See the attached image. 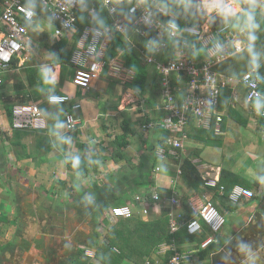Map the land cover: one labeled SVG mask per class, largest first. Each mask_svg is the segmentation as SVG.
<instances>
[{"label":"crops","instance_id":"1","mask_svg":"<svg viewBox=\"0 0 264 264\" xmlns=\"http://www.w3.org/2000/svg\"><path fill=\"white\" fill-rule=\"evenodd\" d=\"M93 1H85L78 11L89 15V8L96 6ZM141 1L144 4V0ZM148 1L150 4L154 0ZM260 1L264 5V0H257V3L260 4ZM198 2L202 3L204 0H193V3ZM229 2L235 5L236 0ZM30 7L36 12L33 22L27 27L25 48L13 59L9 70L1 71V74L7 76L4 78L2 75L3 82L0 85L5 87L0 88V103L4 102L2 98L7 97L4 92L12 91L4 103L13 102L14 106L29 102L36 104L45 119V127L21 129L12 125V122L8 125L9 119L6 116L0 117V180L9 194L7 198L3 194V186L0 185V205L14 202L9 215L19 208L21 217L16 218L21 221L27 220L31 214L33 217L34 214L41 217L47 203L54 207L50 210L54 217L60 218L59 214L67 210L62 209L65 205L76 213L79 210H76L75 205L83 204L80 200L84 198L93 200L98 185L110 191L107 198L109 207L127 204L133 208V214L145 219L149 215H158L163 204L149 200L140 203L135 201L134 197L139 195L143 199L150 198L156 188H171L177 199V203L172 206L173 210L188 196L192 209L209 200L226 219L224 226L215 234L212 245H200L198 248L195 242L180 244L177 248L181 250V264H264V120L258 115L255 106L257 100L247 99V89L241 81L242 76L231 77L225 72L228 70L225 67L229 59L244 49L246 35L231 28L220 18L209 23L207 15H203V23L199 26L202 28L203 40L198 41L206 49L207 56L204 60L209 56L207 48L203 45L208 39L204 37L221 26H228L231 42L242 44L243 49L234 51L231 43L233 53L213 66L223 85L220 87L218 104L212 110L209 120L202 122L194 118L187 126L184 125L181 131L171 133L163 126L166 113L163 109L159 73L153 64L143 59L150 54L140 50L142 64L147 65L149 76L145 86L140 87L134 82V71L124 66L122 54L126 49L112 48V36L107 30L105 55L110 49H115L117 54L109 59L119 58L125 71L130 70L133 73L131 81L123 82L111 76L105 66L99 76L91 80L88 88L74 85L72 79L68 88H62L60 84L63 71L72 72L74 68L70 63H54L50 50L57 40L67 34L58 37L54 30H48L55 27V22L43 6ZM95 9L98 13L105 8L99 2ZM163 14L173 16L166 11ZM211 27H215L214 30H211ZM37 33H41L39 37L36 36ZM221 37L215 35L217 40ZM135 39L139 40L137 35L132 33V37L125 38L126 45L137 48ZM177 45L176 43L174 46ZM147 47L151 48V45ZM66 48L68 49L69 45H66ZM188 51L194 58L192 46L188 47ZM161 55L163 56V53ZM166 55L169 53L165 52L163 57ZM159 56L160 54H156L158 60ZM177 57V51L173 49L169 58ZM14 74L17 75L16 79L12 77ZM49 80L52 82H48ZM171 81L175 87V101L182 105L193 95L188 80L184 75L171 73L170 83ZM47 84L50 86L47 87ZM64 88L66 92H63ZM205 90L202 88L200 92ZM50 94H66L70 101L67 104L49 103L47 97ZM260 102L262 107L264 98H260ZM73 104H79V107L74 109ZM68 112L77 120L72 132H68L65 127V114ZM218 116L221 118L219 122L216 121ZM60 123L63 124L62 128L57 127ZM216 126L219 131H216ZM210 127L213 129L210 130ZM123 129L131 130L126 145H122L123 140L117 138ZM166 133L168 136L178 137L183 142V147L174 149V152L171 151L173 153L162 157L159 155L160 148H164L161 140ZM84 155L88 171L82 179L88 178V181L80 183L77 194L75 185L69 182L76 172L68 166L73 164V157L78 156L80 159ZM186 159L194 165L204 181L198 190L191 191L180 179V166ZM224 169L230 172V175L225 174L226 180L222 184L220 178ZM42 171H47L50 175L44 179L39 178ZM212 178L218 179L224 187L240 185L249 188L253 191V196L232 203L228 194L223 197L226 189L220 193L217 189L205 185V181ZM247 183H253L254 186L249 187ZM55 185L58 189L54 188ZM51 189L54 190L50 192ZM33 204L37 207L31 208ZM86 204L89 205L88 202ZM144 208L147 210L145 214ZM107 209L103 211L102 216ZM0 215L3 218L1 211ZM104 217L111 223L108 227L117 220ZM16 218L13 220L16 221ZM81 220L86 219L83 217ZM92 231L89 226L88 238ZM10 233L16 232L7 227L5 234L8 236ZM169 247L167 244L161 245L147 264H162V255Z\"/></svg>","mask_w":264,"mask_h":264},{"label":"built area","instance_id":"2","mask_svg":"<svg viewBox=\"0 0 264 264\" xmlns=\"http://www.w3.org/2000/svg\"><path fill=\"white\" fill-rule=\"evenodd\" d=\"M38 2L41 6L48 10L52 20L56 23L54 27V34L58 37L71 34L75 31V22L77 19L76 12L87 0H33ZM127 2L129 4L128 13L135 15L133 25L136 32L148 38L150 33H155V37L159 44L151 45V53L149 56H144V60L154 65L156 71L159 73V80L161 85V94L163 96V109L166 117L163 126L171 133L179 132L183 129L186 122V114L192 113L199 121L207 122L212 116L218 104L220 87L223 85L220 76L213 70V66L217 63L227 59L232 53L231 43L234 51L242 50V44L231 42L230 30L228 26H221L204 38L208 39L203 43L207 48L208 58L201 63L192 58L189 54L188 47L190 46L186 41V36H203L201 27H193L189 24L180 26L175 23L176 31L170 29V22L163 21L154 16L151 7L144 5L141 0H99L100 5L105 8L110 19L111 28L121 34H125L128 25L124 18L115 17L116 10L120 3ZM96 7V6H95ZM95 7H90L88 10L90 17L97 16ZM26 5L24 0H2L0 11V73L6 71L12 64L13 59L19 55L25 48L24 39L28 33L26 23L33 22L35 11L32 16L26 15ZM161 13H165L161 8L157 9ZM221 35V39L217 40L215 35ZM168 40H173L175 44L174 51H177V58H168L165 61L158 60L156 54H161L164 49L169 47ZM203 40V39H202ZM201 40V41H202ZM214 40V41H212ZM106 32L100 28L86 26L78 39V44L72 50L69 59L70 64L74 68V75L72 82L80 88H88L91 80L97 78L102 69L107 66L109 74L117 77L123 82H129L132 79L133 73L128 70L125 71L122 61L119 58L105 59L106 48ZM217 45H223V50L217 52ZM143 52V51H142ZM176 73L184 75L188 80L190 91L193 93L191 97L182 105H178L172 93L170 75ZM241 81L247 89V99L257 100L264 98L261 91V86L264 84V74L250 69L246 71ZM3 78L0 75V84ZM205 88L204 92L200 89ZM53 97H58L59 102H54ZM47 101L53 104H67L70 97L66 94H50ZM79 104H73L72 108H78ZM13 124L17 128H33L41 129L45 127V119L39 107L32 103L17 104L13 107ZM260 118L264 119V104L258 111ZM221 118L218 116L216 121L219 122ZM77 120L73 114H65V127L68 132H72L76 126ZM216 131L219 127L216 126ZM170 149L160 148L159 155L164 157L165 154L174 152V149L182 148L183 142L175 136L169 135L166 139ZM171 152V153H173ZM205 185L217 189L222 193L225 187L221 185L218 179H208ZM253 191L249 188L234 185L229 193L228 198L232 203H237L241 198H251ZM154 203H163L156 191L151 194ZM135 201L142 203L148 201L141 196L136 195ZM167 203L172 208L177 203L176 197L173 195L168 199ZM196 217L189 220L186 224L188 233L194 234L201 230V222L203 221L212 231L201 242L204 247L215 241V234L218 233L225 224L224 215L218 208L207 200L201 203L198 207H193ZM147 210L144 208L143 213ZM133 208L130 205H114L105 211V216L110 218H128L133 215ZM172 215V213H171ZM173 216V215H172ZM177 225L174 219L171 220V231H175ZM173 254L168 260L167 264H181L182 255L176 250L175 246H170ZM85 253L93 257L94 253L91 248H86Z\"/></svg>","mask_w":264,"mask_h":264},{"label":"trees","instance_id":"3","mask_svg":"<svg viewBox=\"0 0 264 264\" xmlns=\"http://www.w3.org/2000/svg\"><path fill=\"white\" fill-rule=\"evenodd\" d=\"M0 0V4H1ZM25 1V0H24ZM99 0H94L93 3L97 6L99 4ZM148 0H144V4H146ZM150 7L154 10V16L156 18H160L164 21H173L180 26L187 24V15L188 9H184L181 7L176 0H154L149 4ZM159 5H169L170 7L166 10L167 13H171L173 16L168 14H163L157 10ZM129 4L127 2H122L119 4L115 17L124 18L128 29L125 34H121L111 28V19L108 17V13L105 9L101 10L97 13V16L90 17L86 12L77 11V19L75 22V32L72 35H66L61 39L57 40L53 45L50 52L53 54V62L56 64H67L70 63L69 59L71 56V52L76 48L78 39L81 35L82 30L86 26L96 27L104 30L105 32L111 34V47H122L125 48V53L122 54L125 60L124 66L130 68L136 74L134 77V82L138 84V86H145V83L148 81V67L145 64H142L141 57L142 53L140 50L144 51L146 54L151 53V48H148L147 45L159 44V41L155 37V33L151 32L148 38L141 37L138 33L135 32V26L133 25V19L135 15H130L128 13ZM1 11V6H0ZM264 6L262 8L258 7L257 10V21L259 23V29L257 30L258 39L256 43V51L259 55V63L260 67L258 70H255L259 73L264 74ZM103 22V23H102ZM54 26L55 23H53ZM52 24V26H53ZM29 27V23L25 24ZM53 32L54 28L48 29ZM132 33H135L139 40L135 39L134 43L137 48L128 47L125 42V38L129 39L132 37ZM124 38V39H123ZM170 41V43H169ZM169 47L164 49L163 56L165 52H168L169 55L163 57L161 54L159 59L166 60L170 57L171 51L175 48V44L173 40H169ZM187 43L193 47L194 58L196 61L201 63L204 58H206L207 53L206 49L201 45L198 41L197 36H186ZM244 49L239 52L237 55L232 56L229 59L227 67L228 69L227 75L231 77H240L246 71L250 69H254V66L250 63V54L247 50L248 41L246 36H244ZM66 45H69V48H66ZM109 53L106 52L105 59L109 60L112 58L115 52V49H110ZM7 75L3 74L5 78ZM175 79V76L173 77ZM187 79V78H186ZM172 92L174 94V84L171 81ZM3 85H0V88H3ZM261 91L264 95V84L261 86ZM13 102L5 103V110L7 118L10 122H12V105ZM194 116L192 113L188 112L186 114V122L185 126L194 120ZM264 120V119H262ZM11 124V123H10ZM184 126V127H185ZM213 127H210L212 130ZM131 133L129 129H123L122 133L119 137L123 140L122 145L127 144V136ZM166 133L162 140L161 145H164V148L167 149L170 146L167 144ZM79 167H73L69 165V169L73 170L77 174L81 176H85L88 168H87V160L86 155L81 157ZM180 179L182 182H185L187 188L191 191L198 190L201 185H203V180L199 176L194 165L189 161L185 160L180 166ZM222 177L220 178V183L223 184L225 179V174H229L230 172L223 170ZM226 171V172H225ZM235 182V181H234ZM249 187L254 186L253 183H247ZM98 190L93 195L94 198H88L81 201L80 204L82 207H79L78 210H84L82 214L86 215H94V219H92V224L94 227L90 237L82 242L81 244L84 247H77L75 250L69 251V253H65L64 256L59 260L57 264H147L149 263V258L152 254L156 253L160 246L163 244H167L168 246H175L176 250L181 253V250L177 248L180 244L187 242H195L196 246L199 248L201 242L212 234L211 229L203 222H201V230L197 233L190 234L186 229V224L189 220L196 217V213L191 208L188 202V196L186 199H182V202L178 206H176L173 210L167 203L168 199L173 196V190L171 188H156V192L162 198L163 205L162 209L159 211L158 215H149L145 219L138 216L137 214H133L128 218H117L115 222L106 229L105 234L100 239V234L97 231V228L100 226L101 222H99V217L102 215L103 211L109 208L110 204L107 200L110 195V191L102 186L97 185ZM232 185H225L226 191L223 194V197H227ZM149 201H152L151 195L150 198H147ZM148 201V202H149ZM86 202L89 203L86 204ZM91 203V204H90ZM161 204V203H160ZM117 205V204H116ZM114 206V205H112ZM80 210V211H81ZM173 210V211H172ZM172 213V215H171ZM174 219L177 229L175 231H171V220ZM98 221V222H97ZM212 245L209 244L208 246ZM15 247L12 241L5 242L0 245V252L6 253V251L13 252V248ZM86 248L94 249V256L90 257L85 253ZM208 248V247H207ZM2 253H0L1 255ZM173 254V250L168 248L165 253L162 255L163 263L167 264L171 255Z\"/></svg>","mask_w":264,"mask_h":264},{"label":"rangeland","instance_id":"4","mask_svg":"<svg viewBox=\"0 0 264 264\" xmlns=\"http://www.w3.org/2000/svg\"><path fill=\"white\" fill-rule=\"evenodd\" d=\"M25 3L29 7L30 6H40L38 2L33 1V0H25ZM262 3L263 2L260 1L261 5H262ZM40 34L41 33H37L36 36L39 37ZM73 71H74V69H73ZM73 71L72 72L71 71L70 72H64L63 71L60 87L63 88L65 86H67L66 88H68L71 85V83H72L71 79L73 78V75H74ZM8 74H10V73H8ZM0 75L2 76L3 74L0 73ZM12 77H14V79H16L17 75L14 74ZM49 86L50 85L47 84V87H49ZM66 88L63 89V92H66ZM11 94H12V91H10V90L5 91L4 95L7 97L2 98V100H4V102H5L6 101L5 99H7L8 96H10ZM4 102L0 103L1 104L0 105V117L2 116L3 118H4V116L7 117V115H5V113L7 111L5 110L6 106H5ZM11 105H12V109H13L14 105L13 104H11ZM7 122H8V125H10L11 122H9L8 120H7ZM12 125H13V117H12ZM49 175H50L49 172L42 171L39 175V178L44 179V178L48 177ZM74 175L75 176L73 178L69 179V182L72 183L73 185H75L76 193L78 194L79 193L78 187H79L80 183H85V181H88V178L82 179V176H80L76 173H74ZM0 185H2L4 188L3 194L8 198L9 194L7 193V190L5 189V184L1 180H0ZM54 188L58 189L56 185L54 186ZM52 190H54V189H51L50 192H52ZM74 198H75V195H74L73 199ZM80 201H83V200H80ZM13 204H14V202L9 201V202H6L4 205H0V211L3 215V218L0 215V245L5 243V242H9V241H12L15 245L12 253L10 251H6V253L0 252V253H2L0 255V264H57L58 257L64 256L67 248H72L73 250H75L78 246L81 248L84 247L82 244L79 245L78 243H76V235H75L76 232L72 228H74L77 225L79 226L78 233H80V235L77 237V240L82 234H84V236H86L85 240H87L88 239V235H87L88 227L89 226L91 228L94 227V225L92 224V221H91L92 219H94V217L89 219L90 215L87 216L86 214H82L83 210L80 209L81 211L79 210V211H76V213H75L74 209L68 208L66 205L63 206L62 209H67V210L65 212H61L59 214L60 218L52 216L51 214L48 213L51 210L50 208L52 207V205L49 203L46 204L44 214L42 213L41 217H37L38 215L36 216L35 214L33 217V214H31V215H28L27 220L21 221V220H19V218H16L17 216L21 217V211L19 208L18 209L16 208V210L12 212L13 214L11 213V215H9ZM32 207L36 208L37 206L35 204H33L31 206V208ZM75 207L77 210V208L82 207V206L78 204V205H75ZM31 208H29V210H31ZM46 209L48 210V212L46 211ZM32 211H34V210L32 209ZM11 216H12V218H10ZM94 216H95V213H94ZM104 216H105V212H104L103 216L101 215L99 217V220H100L99 222H101V224L97 228V231L99 232L100 236L101 235L103 236L105 234L106 229L111 224L110 221H107L104 219L105 218ZM83 217H87V219L82 221L81 218H83ZM4 218H6V219H4ZM9 218H10V220H9ZM15 218H16V221L13 220ZM11 221H13V222H11ZM58 224H60V225L57 226ZM7 227H9V230L14 229L16 233L15 234L10 233L7 236L5 234ZM55 230L59 231L61 235L56 233ZM17 233L20 236L17 235ZM43 233H46L47 235L51 234L52 236H56V237L50 238L54 242V244H53L54 247L52 248V249H54L53 252L45 254L46 250H44V248H46V246H44V243H43L44 241L42 242L40 240L41 245L36 246V245H39L38 237H41ZM72 235H74L75 238H73ZM49 237L50 236H48V238ZM100 240H101V237H100L99 241ZM49 243L50 242H48V244ZM73 246H75V247H73ZM92 250L94 253L93 248H92ZM43 255L45 257L49 256L50 259H46V258L44 259ZM40 258L44 259V262ZM52 259H53L52 262H48Z\"/></svg>","mask_w":264,"mask_h":264},{"label":"clouds","instance_id":"5","mask_svg":"<svg viewBox=\"0 0 264 264\" xmlns=\"http://www.w3.org/2000/svg\"><path fill=\"white\" fill-rule=\"evenodd\" d=\"M176 2L188 9L190 7L196 8L200 14L207 15L209 23L213 19L220 18L223 22L227 23L231 28L239 30L241 34L246 35L248 45L247 50L250 54V63L254 66L255 70L260 67L259 53L256 51V41L258 39L257 30L259 23L257 21L258 7L264 6L257 3V0H236L235 5L230 3L229 0H204V2L193 3V0H176ZM162 10H167L169 5H159ZM34 13L29 7L26 9V15L32 16ZM170 29L175 32L176 25L170 22ZM223 45H217L216 51L221 52ZM48 82H52L49 80ZM58 97H53L54 102H59ZM256 109L259 111L261 108L260 99H257ZM58 128H62L63 124H57ZM79 157H73V167H79ZM244 246L242 245V248Z\"/></svg>","mask_w":264,"mask_h":264},{"label":"flooded vegetation","instance_id":"6","mask_svg":"<svg viewBox=\"0 0 264 264\" xmlns=\"http://www.w3.org/2000/svg\"><path fill=\"white\" fill-rule=\"evenodd\" d=\"M50 209H54V207L52 206ZM48 212V211H47ZM49 214H50V211L48 212ZM94 216V215H93ZM92 218V215H90V218L89 219H91ZM85 219H87V217H85ZM60 224H58L57 226H59ZM78 228H79V226L77 225V226H75L74 228H72L75 232H76V243H78L79 245H81V243L86 239V236H84V234H82L79 238H78V240H77V237L80 235V233H78ZM56 233H58V234H60V232L59 231H56ZM64 233V232H63ZM86 234V233H85ZM61 235V234H60ZM48 236H50L49 238H48ZM52 237H56V236H52L51 234H46V233H43L42 234V236L41 237H38V243H39V245H36V246H40L41 245V242H40V240L44 243V246H46V248H44V250H46V252H45V254H47V253H50V252H53L54 251V249H52L53 247H54V242L50 239V238H52ZM59 237V236H58ZM72 237L73 238H75V236L74 235H72ZM75 241V240H74ZM48 242H50L49 244H48ZM73 247H75V246H73ZM71 250H73L72 248H67V250L65 251V253H69V251H71ZM43 251V250H42ZM43 257H44V259L46 258V259H50L49 258V256L47 257H45L44 255H43ZM63 257V256H62ZM62 257H58V260H57V263L59 262V260L62 258ZM40 259H42V258H40ZM44 259H42L43 260V262H44ZM53 261V259L52 260H50V261H48V262H52Z\"/></svg>","mask_w":264,"mask_h":264},{"label":"water","instance_id":"7","mask_svg":"<svg viewBox=\"0 0 264 264\" xmlns=\"http://www.w3.org/2000/svg\"><path fill=\"white\" fill-rule=\"evenodd\" d=\"M187 22L193 27H199L203 23V15L200 14V12L194 7H190L187 16ZM214 28L215 27H211V30H214ZM202 37L203 36H200L198 40L201 41Z\"/></svg>","mask_w":264,"mask_h":264},{"label":"bare ground","instance_id":"8","mask_svg":"<svg viewBox=\"0 0 264 264\" xmlns=\"http://www.w3.org/2000/svg\"><path fill=\"white\" fill-rule=\"evenodd\" d=\"M55 80V79H54Z\"/></svg>","mask_w":264,"mask_h":264}]
</instances>
